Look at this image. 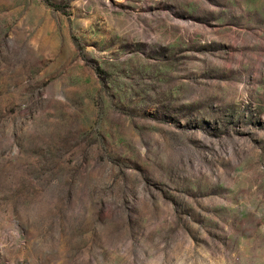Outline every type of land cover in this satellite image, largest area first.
Returning a JSON list of instances; mask_svg holds the SVG:
<instances>
[{
	"label": "rangeland",
	"instance_id": "obj_1",
	"mask_svg": "<svg viewBox=\"0 0 264 264\" xmlns=\"http://www.w3.org/2000/svg\"><path fill=\"white\" fill-rule=\"evenodd\" d=\"M0 264H264V0H0Z\"/></svg>",
	"mask_w": 264,
	"mask_h": 264
}]
</instances>
